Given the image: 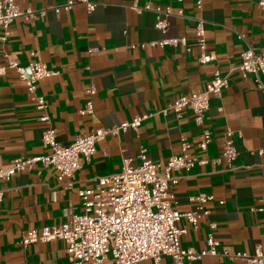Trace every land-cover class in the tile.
Instances as JSON below:
<instances>
[{"label":"crops","instance_id":"1","mask_svg":"<svg viewBox=\"0 0 264 264\" xmlns=\"http://www.w3.org/2000/svg\"><path fill=\"white\" fill-rule=\"evenodd\" d=\"M16 1L45 14L10 24L8 39L0 40V62L6 54L21 65L41 61L56 74L40 80L36 93L28 91L15 70L0 75V167L20 155L49 151L41 139L45 125L39 120L37 95L45 96L51 125L62 144L94 129L147 117L137 129L110 133L98 141L90 158L81 156V167L72 178L60 181L54 167L37 163L4 182L0 264H70L63 240L27 247L21 241L31 229L84 213L80 191L93 187L96 176L119 172L125 156L138 164L145 149L163 171L171 156L182 153V138L190 144L188 152L206 162L172 172L179 176L173 186L175 208L190 211L198 204L193 196H213L203 202L207 213L196 226L180 220L179 225L187 227L182 247L202 248L212 232L231 252L264 248V211L254 210L264 194V73L259 80L254 75L244 78L237 68L246 48L264 51V9L259 0H202L201 7L197 0H92L97 3L92 11L77 3L58 13L53 8L66 0ZM149 2L152 8L146 9ZM158 6L173 13L165 16L155 10ZM198 18L205 20L207 47L215 54L208 63L199 61ZM161 19L168 22L165 30L156 26ZM168 38H185L187 45L163 44ZM217 68L230 74V82L219 97L210 96L203 125L196 124L189 108L179 114L161 112L179 95L204 91ZM89 88L95 89L94 111L82 113ZM203 128L212 132L207 149L198 145ZM227 129L232 130L237 149L231 163L216 161ZM142 264L155 262L146 259ZM160 264L173 262L163 256ZM185 264L248 262L207 255Z\"/></svg>","mask_w":264,"mask_h":264},{"label":"built area","instance_id":"2","mask_svg":"<svg viewBox=\"0 0 264 264\" xmlns=\"http://www.w3.org/2000/svg\"><path fill=\"white\" fill-rule=\"evenodd\" d=\"M84 3L88 11H92L97 3L92 0H66L62 5L55 6L54 12L70 10L75 4ZM202 0H197L201 7ZM258 5L264 9V0ZM135 7L140 9L136 4ZM152 8L151 2L144 6ZM155 10L165 16L172 14L171 8L155 7ZM181 13V11L179 12ZM45 10L22 8L16 0H0V40L6 41L10 35V24L17 18L30 20L37 15H44ZM157 28L165 30L168 27L166 19L156 24ZM197 45L201 53L199 61L208 63L215 59L213 51L209 50L205 38V20L198 18L195 25ZM163 44L187 45L185 38H168ZM189 50V47H187ZM242 61L237 66L242 76L247 78L254 75L257 80L264 73V51H257L253 47L243 50ZM15 70L21 81L31 93H36L40 80L53 76L56 72L46 63L32 61L21 65L16 59L5 55V61L0 62V75L8 70ZM230 82V74L222 73L220 69L214 71L213 78L207 88L201 92L182 94L167 104L161 112L167 114L174 111L179 114L184 108L194 112L196 124L203 125L205 112L209 108L211 95L220 96ZM88 98L82 113L94 111V88L87 89ZM36 108L39 120L44 123L42 143L49 148L46 153L36 155H20L12 160L7 167H0V202L4 197L3 183L11 180L18 172L32 168L35 164L52 166L58 171V179L64 181L72 178L81 167V156L90 158L97 150L96 144L110 133L137 129L142 120L147 117L135 116L129 122L119 126L102 127L92 130L89 134L78 136L73 142L62 144L57 139L56 129L51 125L48 113V103L44 95L36 96ZM230 129L226 130V140L222 155L216 159H226L231 163L237 156V149ZM212 140V132L203 128L198 145L207 149ZM189 142L182 138V153L171 156L164 170L160 164L148 157L146 150L139 153L140 162L134 164L132 158H123L119 172L99 175L94 178L95 185L80 191L85 212L73 214L72 217L60 224L45 225L41 228L29 230L21 241L23 247L36 242H48L60 239L65 242V251L70 264H142L146 259H152L160 264L163 256H170L173 264H185L186 261L201 260L207 255H224L234 260L245 259L248 264H264V248L258 245L253 253L244 251L231 252L222 247L221 242L212 232L208 234L206 245L202 248L182 247L181 235L187 227H181L182 218L194 226L199 218L206 214L203 202L213 198L210 194H198L192 199L198 204L190 211L181 212L175 208L176 194L173 186L179 176L174 170H190L197 163L206 160L192 156L188 150ZM260 205L254 210L264 211V194L259 196ZM216 224L212 223L211 228Z\"/></svg>","mask_w":264,"mask_h":264}]
</instances>
